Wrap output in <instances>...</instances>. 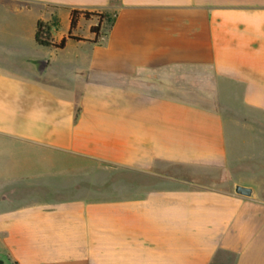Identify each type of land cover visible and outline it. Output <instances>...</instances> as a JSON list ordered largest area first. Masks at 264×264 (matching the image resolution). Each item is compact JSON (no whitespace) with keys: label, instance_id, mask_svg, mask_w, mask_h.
Listing matches in <instances>:
<instances>
[{"label":"crops","instance_id":"obj_1","mask_svg":"<svg viewBox=\"0 0 264 264\" xmlns=\"http://www.w3.org/2000/svg\"><path fill=\"white\" fill-rule=\"evenodd\" d=\"M0 263L264 264V0H0Z\"/></svg>","mask_w":264,"mask_h":264},{"label":"trees","instance_id":"obj_2","mask_svg":"<svg viewBox=\"0 0 264 264\" xmlns=\"http://www.w3.org/2000/svg\"><path fill=\"white\" fill-rule=\"evenodd\" d=\"M82 16L84 19H89L90 17L94 16L99 18L101 21L103 18H106L103 14H96V13H88L79 10H72L70 12V30L75 29L77 25V21L79 17ZM92 33L97 34L98 27H92L90 29ZM67 39L81 41L79 38L68 36ZM67 39H61L59 42H55L50 33V26L47 23L38 21L36 23L35 35L34 40L37 46L43 48H53V49H63ZM1 264V263H0Z\"/></svg>","mask_w":264,"mask_h":264},{"label":"water","instance_id":"obj_3","mask_svg":"<svg viewBox=\"0 0 264 264\" xmlns=\"http://www.w3.org/2000/svg\"><path fill=\"white\" fill-rule=\"evenodd\" d=\"M235 193L241 196L250 197L252 192L249 188H245L242 186H236Z\"/></svg>","mask_w":264,"mask_h":264},{"label":"rangeland","instance_id":"obj_4","mask_svg":"<svg viewBox=\"0 0 264 264\" xmlns=\"http://www.w3.org/2000/svg\"><path fill=\"white\" fill-rule=\"evenodd\" d=\"M62 27H63V25H62Z\"/></svg>","mask_w":264,"mask_h":264}]
</instances>
